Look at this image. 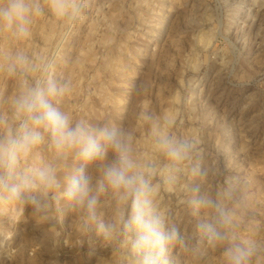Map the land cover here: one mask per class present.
Wrapping results in <instances>:
<instances>
[{
  "label": "rangeland",
  "instance_id": "rangeland-1",
  "mask_svg": "<svg viewBox=\"0 0 264 264\" xmlns=\"http://www.w3.org/2000/svg\"><path fill=\"white\" fill-rule=\"evenodd\" d=\"M84 2V19L71 28L45 15L27 39L0 30V118L7 121L0 136L14 123L12 103L21 90L22 77L10 76L8 64L17 52L37 65L52 61L55 77L69 89L64 110L95 126L112 123L130 131L134 154L155 165L157 200L184 239L170 249L168 264H226L227 242L206 257L193 252L201 239L198 225L208 217L192 201L205 193L234 211L239 242L257 245L250 264H264V0ZM51 27L49 41L44 37ZM165 118L171 135L196 144L202 174L193 175L186 162L173 182L165 179L170 162L150 138ZM52 156L41 146L29 163ZM111 159L109 153L106 163ZM81 163L62 165V184ZM85 170L95 182L96 168ZM3 206L0 264H120L114 247L94 234V254L87 244L78 246L77 215L64 200L50 222H39L30 206ZM112 208L108 192L99 214L110 220Z\"/></svg>",
  "mask_w": 264,
  "mask_h": 264
},
{
  "label": "clouds",
  "instance_id": "clouds-1",
  "mask_svg": "<svg viewBox=\"0 0 264 264\" xmlns=\"http://www.w3.org/2000/svg\"><path fill=\"white\" fill-rule=\"evenodd\" d=\"M85 12L84 0H0V30L24 40L30 37L39 17H54L71 28L84 19ZM7 72L22 80L12 103L14 123L0 136V201L30 206L39 222H50L64 200L77 215V244H87L90 255L95 253L94 234L114 247L120 264L128 259L132 264H168L170 249L183 245L184 239L157 200L155 165L134 154L133 134L112 123L95 126L64 110L62 100L69 89L55 77L52 61L37 65L27 54L17 52ZM33 72L41 75L30 80ZM6 123L0 118V126ZM169 127L170 121L165 118L164 124L150 130L154 150L170 162L165 169L167 182L174 181L179 166L186 162L193 175L202 174L194 159L196 144L174 137ZM41 146L51 151L52 159L41 157L29 163ZM109 153L112 159L106 163ZM69 159L82 163L62 184L59 173ZM87 165L99 172L95 182L92 173L85 170ZM108 192L113 208L111 219L105 220L98 210L101 197ZM192 204L208 217L198 225L201 239L193 252L206 257L209 249L227 242L226 264H250L257 245L251 240L239 242L234 211L207 193ZM51 231L55 232L54 224Z\"/></svg>",
  "mask_w": 264,
  "mask_h": 264
},
{
  "label": "bare ground",
  "instance_id": "bare-ground-1",
  "mask_svg": "<svg viewBox=\"0 0 264 264\" xmlns=\"http://www.w3.org/2000/svg\"><path fill=\"white\" fill-rule=\"evenodd\" d=\"M39 23H40V22H39ZM37 25H38V24H37ZM48 30H49V29H48ZM52 31H53V28L51 27L49 33H47V34L45 35V37H44V36H43V37L50 41L51 38H52L51 35L53 36ZM55 32H56V31H55ZM45 33H46V32H45ZM55 34H56V33H55ZM50 37H51V38H50ZM46 42H48V41H46ZM106 59H107V58H106ZM106 59H105V60H106ZM112 59H114V58H112ZM108 60H109V59H108ZM116 60H117V59H116ZM116 60H115V61H116ZM111 61H112V60H111ZM111 61H110V62H111ZM110 62H109V63H110ZM113 65H114V64H113ZM106 67H107V66H106ZM115 67H116V66H115ZM103 69H105V68H103ZM110 69H112L111 66H110ZM114 70H115V69H114ZM114 70H111V71H114ZM108 71H110V70H108ZM169 114H170V113H169ZM172 115H174V114H172ZM170 116H171V115H170ZM169 120H170V118H169ZM169 120H168V121H169ZM170 123H171V122H170ZM148 144H149V143H148ZM147 146H148V145H147ZM34 159H36V158H34ZM33 163H34V162H33ZM1 204H2V203H1ZM1 204H0V205H1ZM3 204H4V202H3ZM3 204H2V206L0 207V211H2V212L5 211V208H4L5 205L3 206ZM8 204H10V203H8ZM6 206H7V203H6ZM8 208H9V207H8ZM11 218H12V217H11Z\"/></svg>",
  "mask_w": 264,
  "mask_h": 264
}]
</instances>
